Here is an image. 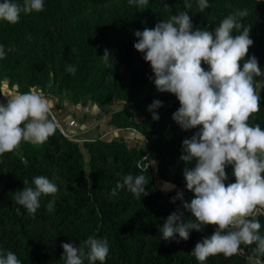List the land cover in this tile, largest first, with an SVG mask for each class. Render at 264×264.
<instances>
[{
    "label": "trees",
    "instance_id": "1",
    "mask_svg": "<svg viewBox=\"0 0 264 264\" xmlns=\"http://www.w3.org/2000/svg\"><path fill=\"white\" fill-rule=\"evenodd\" d=\"M82 2L44 0V10L34 12L36 22L25 20L26 14L21 13L18 23L0 26V45L13 42L33 54L36 41L26 36L34 35L41 43L56 47L63 54L58 68L59 90L69 92L84 104L107 103L115 98L126 100L131 109L112 111L109 123L121 129L138 130L145 145L130 146L118 139H88L84 141L87 157L79 141L58 127L43 145L22 142L16 151L0 156V253L14 252L21 264H64L60 258L62 243L71 242L79 247L93 236L108 242L109 254L104 264H200L191 251L197 242L210 237L216 226L192 230L187 241L178 236L169 241L161 239L166 217L177 208H181L186 220L192 219L179 199L175 203L170 200L177 190L183 193L186 187L183 170L195 164L194 160L186 164L179 159L182 141L191 138L199 126L182 130L172 119L179 101L174 94L157 91L150 64L133 47L138 39L134 32L152 28L158 21L182 11L189 13L193 30L214 31L227 15L247 10L246 17L238 18L245 26H251L249 35L253 44L244 59L255 56L264 71V0H208L210 7L203 13L198 11L197 0H188L191 8H185V0H149L143 10L124 1L120 12L93 25L87 19H70L66 14L72 17L81 11ZM165 3L169 5L167 9ZM105 50L110 55L108 64L102 59ZM41 54L44 58L36 57L34 62L40 70L44 68L43 76L53 63V55L43 51ZM68 65L75 66L74 75L66 71ZM202 67L208 68L203 63ZM254 81L257 85L264 82V75L254 77ZM260 96V111L250 117L249 124H259L264 129V89L260 90ZM154 100L162 102L154 110L159 116L157 120L147 110ZM141 169H146L142 174L149 181L145 186L148 195L138 200L126 188L112 194L124 176L141 174ZM154 169L160 179L171 181L175 188L160 189ZM225 171L228 176L225 184L235 182L230 165ZM38 175L56 183L59 191L55 197L41 198L34 218L23 208L18 215L16 208L20 206L12 199L14 192L23 188L25 179L29 181L27 186H31L33 177ZM192 198L191 191L183 194L185 201ZM52 199L55 209L50 213L45 206ZM256 219L261 223L260 234L264 235V216ZM254 247L255 244L242 245L245 256L225 258L220 254L209 257L203 264H249L248 256L253 254Z\"/></svg>",
    "mask_w": 264,
    "mask_h": 264
},
{
    "label": "clouds",
    "instance_id": "2",
    "mask_svg": "<svg viewBox=\"0 0 264 264\" xmlns=\"http://www.w3.org/2000/svg\"><path fill=\"white\" fill-rule=\"evenodd\" d=\"M139 9L146 8L149 0H128ZM165 9L169 7L164 4ZM192 4L185 0V8ZM210 7L208 0H197L198 11ZM231 7V5H228ZM44 10V0H3L0 2V21L8 24L19 22L21 13L31 14ZM248 15L247 10H237L227 15L214 31L196 28L188 12H180L167 20L158 21L152 28L137 30L133 47L144 54L154 74V85L159 92L174 94L179 108L172 119L182 130L195 129L191 138L182 141L180 160L186 164L195 161L191 168L183 170L186 189L194 193L190 202L177 190L170 202L181 201V207L191 213L186 220L181 208L168 215L161 228V239L187 241L192 230L201 231L214 225L210 237L197 242L191 251L200 264L209 257L222 254L230 258L244 253L243 246H251L249 264H264V235L256 217L264 216V129L259 124L250 125L249 119L260 111V90L254 77L264 75L255 56L244 59L249 47L251 26H245L238 18ZM238 33V34H234ZM6 56L0 45V59ZM109 53L102 59L108 64ZM243 61L241 67L240 62ZM202 63L208 66L207 70ZM112 67V64L109 65ZM66 71L75 74L74 65ZM150 79H152L150 77ZM3 93L6 104L0 103V156L16 151L22 142L34 146L43 145L54 135L59 122L53 115L52 101L41 91L29 89ZM162 106L154 100L147 110L152 119H159L155 109ZM154 163V161H153ZM231 166L235 182L228 179L226 167ZM128 174L112 190L127 189L134 198L148 195L145 186L149 181L142 173ZM23 188L14 192L12 199L34 218L42 197H55L59 189L48 177H33L31 186L23 180ZM46 210L53 212L55 199L49 200ZM179 242V241H177ZM61 259L64 264H104L109 254L106 239L89 236L77 247L62 243ZM0 264H21L17 255L8 251L0 253Z\"/></svg>",
    "mask_w": 264,
    "mask_h": 264
},
{
    "label": "rangeland",
    "instance_id": "3",
    "mask_svg": "<svg viewBox=\"0 0 264 264\" xmlns=\"http://www.w3.org/2000/svg\"><path fill=\"white\" fill-rule=\"evenodd\" d=\"M124 1L128 0H97L95 3H92L90 0H83L84 7L81 11L75 13L76 15L74 14L72 17L68 13L66 14L70 19H87L90 25H93L96 22H106L114 13L120 12ZM34 15V12L26 14L25 20L36 22ZM3 24H7V22L0 21V26ZM26 37L36 41L35 50L32 52L33 54L27 52L23 47H17L18 45L13 42H8L4 46L6 56L4 59H0V89L8 92V89L15 91L18 87L20 92H25L29 89L41 91L52 101L54 111H59L64 108V105H67L77 120L81 122V125H87L84 129L74 131V133L71 132L70 134L60 124L59 127L66 135L79 141L87 157V148L84 145V141L88 139H118L125 140L130 146L145 145V140L138 130L121 129L109 123L112 111L124 107L131 109V104L120 98H115L107 103L88 101L84 104L77 98H72L69 92L64 90L60 91L58 88V68L61 64L62 52L58 51L54 46L49 47L48 44L41 43L34 35H27ZM42 51L53 55V63L48 65V71L44 72L43 76L41 75V71L44 68L40 70L34 62L36 57L44 58L41 54ZM33 81L41 82L32 84L31 82ZM261 84H264V82L260 81L258 83V85ZM73 105L77 109L74 110ZM152 165L155 167V163L152 162ZM154 173L156 175V183L160 189L169 191L175 188V184L171 181L160 179L155 169ZM182 191L184 195L190 192L186 187ZM242 255L245 256V253Z\"/></svg>",
    "mask_w": 264,
    "mask_h": 264
},
{
    "label": "crops",
    "instance_id": "4",
    "mask_svg": "<svg viewBox=\"0 0 264 264\" xmlns=\"http://www.w3.org/2000/svg\"><path fill=\"white\" fill-rule=\"evenodd\" d=\"M0 91L3 90L0 89ZM12 91H13L12 89H8V92H12ZM6 101H7V97H5L2 92H0V103L6 104ZM72 107L74 108V110L77 109V107L74 105ZM53 115L68 134H70L71 132L74 133V131L76 132L77 130L80 129H84V127H86L87 125V124L81 125V122L77 120L74 113L70 111V108L67 105H64V108L60 109L59 111H54L53 109Z\"/></svg>",
    "mask_w": 264,
    "mask_h": 264
}]
</instances>
